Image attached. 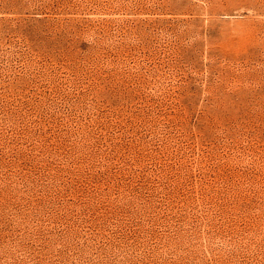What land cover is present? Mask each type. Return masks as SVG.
Wrapping results in <instances>:
<instances>
[{
  "label": "rangeland",
  "instance_id": "374dc122",
  "mask_svg": "<svg viewBox=\"0 0 264 264\" xmlns=\"http://www.w3.org/2000/svg\"><path fill=\"white\" fill-rule=\"evenodd\" d=\"M0 264H264V0H0Z\"/></svg>",
  "mask_w": 264,
  "mask_h": 264
}]
</instances>
